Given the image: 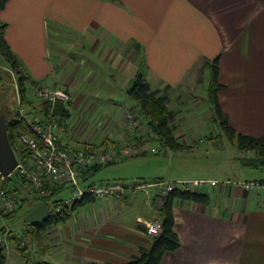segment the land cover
<instances>
[{"label":"crops","instance_id":"crops-1","mask_svg":"<svg viewBox=\"0 0 264 264\" xmlns=\"http://www.w3.org/2000/svg\"><path fill=\"white\" fill-rule=\"evenodd\" d=\"M0 20L28 81L50 78L71 94L67 126L74 113L78 117L66 136L71 145L110 146L125 134L133 106L125 94L141 65L152 87L167 96L182 146H167L169 158L156 159L165 160L166 170L150 179L221 183L197 189L209 195L208 203L174 200L181 245L161 264H264V189H244L239 181L256 178L223 170L226 159L216 165L211 153L226 146L212 125L209 74L201 80L204 63L220 54L222 109L237 131L264 135V0H9ZM52 35L56 51L50 58ZM104 98L113 105L108 111L97 104ZM115 104H124L125 112H113ZM201 124L208 133L198 137ZM199 138L204 141L195 144ZM238 152L253 165L254 150ZM153 194L79 206L43 232V264H123L139 256L153 242L141 222L158 214Z\"/></svg>","mask_w":264,"mask_h":264},{"label":"built area","instance_id":"built-area-1","mask_svg":"<svg viewBox=\"0 0 264 264\" xmlns=\"http://www.w3.org/2000/svg\"><path fill=\"white\" fill-rule=\"evenodd\" d=\"M3 73L14 80L17 87L15 112L27 127L19 133L16 148L13 147L18 161L14 172L24 178L41 197L52 196L55 189L70 188L73 193L72 198L63 200L59 205H53L54 212L72 205L85 195L101 200L135 192H144L148 199L153 192L155 207L159 210L164 204L165 197L176 188L197 191L199 188L216 186L221 183L220 180L212 178L85 181L84 172L90 168L106 166L139 154L160 151L154 145L155 139L151 137L145 120L139 112L130 110L127 112L125 134L112 138L113 143L110 146H105L104 142L98 143L97 147L91 143L74 146L66 138L69 133L68 118L57 113L59 103H62L70 113L71 94L66 89L55 85L27 80L25 94L22 95L19 91L17 73L10 66L1 64V82L4 79ZM203 141V138H199L195 144ZM9 176L0 172V213L3 212V214L12 212L20 201L16 193L11 194L3 186V182ZM238 183L247 190L264 189V180L246 179ZM141 222L145 226L146 233L151 236L158 235L162 231V220L158 214L146 221L141 220ZM19 244L21 247H27L32 254L35 251L34 246L25 239L20 240Z\"/></svg>","mask_w":264,"mask_h":264},{"label":"trees","instance_id":"trees-1","mask_svg":"<svg viewBox=\"0 0 264 264\" xmlns=\"http://www.w3.org/2000/svg\"><path fill=\"white\" fill-rule=\"evenodd\" d=\"M8 1L9 0H0V11L5 8ZM6 27L7 23L0 20V55L2 56L5 64L10 66L17 73L19 91L22 95H24L26 89L25 82L29 79V74L18 55L15 54L11 49V46L5 37ZM220 56L221 55L218 54L214 59L207 60L204 63L201 77V80L204 81L206 74H209L210 76L207 91L208 100L213 108L214 120L220 129V134H224L240 151L254 150L257 152L258 156L252 162L257 166L264 167V135L253 136L237 131L232 126L229 116L222 109L218 94L226 86L219 81ZM1 64L2 63L0 59V65ZM127 93L129 97L137 103L138 112L142 119L145 120V124L151 137L153 139L159 140L164 146L180 148L182 145L175 136L174 127L172 125L174 112L168 105L167 96L160 94L159 89L152 87L145 76L142 65L138 69L134 78L131 80L127 88ZM57 113L66 118H69L70 116V113L64 108L62 103L57 105ZM26 128V125L19 118L18 114L13 112L9 117L8 133L11 144L14 148H16L17 137L19 136V133L26 130ZM103 167L104 166L88 169L84 172L83 179L85 181H89L91 177ZM6 179V183L12 186V190L18 191L19 189L26 187L30 191L29 193L32 194L34 198L38 199L39 203L45 202L49 206V213L46 219L40 222L31 223L34 228L32 237L36 240H40L44 235L43 232L49 227L59 222L66 221L76 208L96 200L90 195H85L82 199L75 201L72 205L65 206L60 211L54 212L52 210V206L61 204L63 200H54L53 204H50L48 200L53 199L57 192L64 189H55L52 196L41 197L37 195L31 185L16 172ZM8 191L10 192L9 189ZM176 198L190 199L200 203H208L209 201V195L204 192L194 191L188 188H176L170 191L165 197L164 204L159 208L158 211V215L162 220V231L158 235L152 236L153 242L150 248L144 249L139 256L123 264H161L162 258L166 252L175 251L180 247L181 241L178 233L175 231L176 219L173 210V203ZM6 217L9 218L10 216L7 215ZM3 229L4 227L0 229V233L3 231ZM5 249L6 247L4 244L0 242V264L6 263ZM21 251L23 250L21 249ZM22 255L26 258V264H31L29 258L26 257L24 252H22ZM38 264H42V262H39Z\"/></svg>","mask_w":264,"mask_h":264},{"label":"rangeland","instance_id":"rangeland-1","mask_svg":"<svg viewBox=\"0 0 264 264\" xmlns=\"http://www.w3.org/2000/svg\"><path fill=\"white\" fill-rule=\"evenodd\" d=\"M55 37L52 35L51 38V54L50 58L55 55L56 51V44H55ZM1 63L4 65L5 62L0 55ZM4 75V73H3ZM18 77V76H17ZM3 81H0V113L4 114L9 118L13 112H15V109L17 107V87L15 86L14 80L9 77L7 74L4 75ZM45 83L51 85L52 81L50 78H47L45 80ZM126 98L125 100H129L127 102V105H132L130 107V111L137 112L138 111V105L137 103L132 99L129 98V95L126 91L125 94ZM99 98L102 99L101 96ZM132 99V100H130ZM118 100V99H117ZM123 100L120 98V101ZM133 101V102H130ZM136 103V105H135ZM98 105L102 106V108L105 111H108L112 104H110L109 101H106L105 98L103 102H97ZM200 107L204 106L205 103H200ZM115 108L113 112L119 111L120 113H124L126 108L124 107V104L120 105H114ZM170 107V106H169ZM206 107V106H204ZM203 108V107H201ZM201 108H198L201 110ZM112 113H107L109 115H113ZM209 113H207L208 115ZM77 114H73L72 118L68 121V127L69 130H72L75 126V122L78 119L76 116ZM81 124V123H80ZM202 128H199L198 130V137L207 134L205 128V124H201ZM212 125L215 126L216 131H220L217 127V123L214 122ZM210 126V124H209ZM91 130V126L89 127ZM87 127V129H89ZM109 131H107L104 134H108ZM90 133V132H89ZM217 135V134H216ZM217 139L224 143L226 146V151H223L222 148H218L216 152H212L211 156H213V159L218 165V162H216L218 159L227 160V165H222V169L226 170L227 167H230L231 173H234L235 177L243 176L244 178H256L261 179L264 178V167L257 166L256 164L251 165L247 164L246 161L241 159L239 157V152L237 147L232 144V142L224 135L221 136L217 135ZM206 139L205 137H203ZM154 145L160 149L157 153L149 152L147 154H139L127 159H124L120 162H115L109 165L104 166L99 171H97L88 182L96 181V182H102L106 180H114L115 178L124 180V181H133L136 179H150L152 176L151 174H160L166 170L165 160H167L169 157L167 156L168 148L167 146H164L159 140L155 139ZM201 148V147H200ZM254 157L257 158L258 154L254 151L253 153ZM156 159H165L162 161H157ZM253 161V160H251ZM167 164V161H166ZM244 169V170H243ZM223 173V172H222ZM7 180V179H6ZM6 180L3 182V186L7 187V189L10 190V193H16L17 198L19 197L20 201L17 206H15L14 210L12 212H8L7 214L0 213V229L4 227L3 231L0 233V242L4 244L6 247L5 252L9 253L7 255L8 257V264H21V261L24 260V264H26V258L22 255V252L25 253L26 257L29 258L31 264H38L39 262L44 263L43 254L45 252V239L42 237L40 240H36L32 237L34 228L31 223H27L25 218L28 215V213L33 210L38 205V199L34 198L32 194H30L29 190L25 187L23 189H19L18 191L12 190V186L8 185L6 183ZM131 194V193H130ZM128 195V194H127ZM125 195V196H127ZM73 197V193L70 188L61 190L55 194L53 199L48 200L50 204H53L54 200H65L70 199ZM154 199V198H153ZM154 201V200H153ZM1 208V204H0ZM10 216L7 218L6 216ZM18 234L19 236H17ZM18 239V240H17ZM25 239L26 241L30 242L34 246L35 251L33 254L27 250V247H21L20 240L22 241ZM19 242V243H18ZM21 249L23 251H21ZM18 253V255H14Z\"/></svg>","mask_w":264,"mask_h":264},{"label":"water","instance_id":"water-1","mask_svg":"<svg viewBox=\"0 0 264 264\" xmlns=\"http://www.w3.org/2000/svg\"><path fill=\"white\" fill-rule=\"evenodd\" d=\"M9 118L0 113V172L9 176L17 166V157L11 144L8 133ZM49 213V206L45 202L39 203L26 216L28 223L40 222L46 219Z\"/></svg>","mask_w":264,"mask_h":264}]
</instances>
